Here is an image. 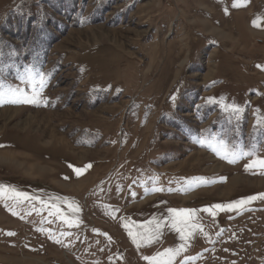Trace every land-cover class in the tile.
I'll use <instances>...</instances> for the list:
<instances>
[{
  "label": "rangeland",
  "instance_id": "374dc122",
  "mask_svg": "<svg viewBox=\"0 0 264 264\" xmlns=\"http://www.w3.org/2000/svg\"><path fill=\"white\" fill-rule=\"evenodd\" d=\"M0 264H264V0H0Z\"/></svg>",
  "mask_w": 264,
  "mask_h": 264
},
{
  "label": "snow or ice",
  "instance_id": "6c2138e0",
  "mask_svg": "<svg viewBox=\"0 0 264 264\" xmlns=\"http://www.w3.org/2000/svg\"><path fill=\"white\" fill-rule=\"evenodd\" d=\"M28 102H31V101H28ZM89 167H90V165H89ZM76 171L79 173V172L82 171V169H76ZM21 195H26V194H21ZM249 199H253V198H249ZM221 207H223V206L220 205V204L216 205V208H221ZM205 210H207V209H205ZM170 211L175 212L176 210L175 209H170Z\"/></svg>",
  "mask_w": 264,
  "mask_h": 264
},
{
  "label": "bare ground",
  "instance_id": "6f19581e",
  "mask_svg": "<svg viewBox=\"0 0 264 264\" xmlns=\"http://www.w3.org/2000/svg\"><path fill=\"white\" fill-rule=\"evenodd\" d=\"M2 112H4V109L2 110Z\"/></svg>",
  "mask_w": 264,
  "mask_h": 264
}]
</instances>
